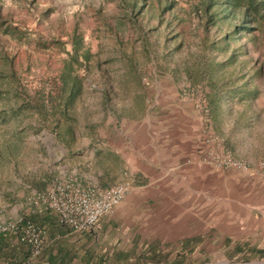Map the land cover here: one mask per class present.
Returning <instances> with one entry per match:
<instances>
[{"label": "rangeland", "instance_id": "374dc122", "mask_svg": "<svg viewBox=\"0 0 264 264\" xmlns=\"http://www.w3.org/2000/svg\"><path fill=\"white\" fill-rule=\"evenodd\" d=\"M201 1L0 0V221L54 218L29 200L59 171L113 185L116 162L102 170L89 150L116 143L121 119L167 114L168 100L194 117V150L264 161V10L235 31L242 11ZM209 253L213 264H264Z\"/></svg>", "mask_w": 264, "mask_h": 264}, {"label": "crops", "instance_id": "0c3cea01", "mask_svg": "<svg viewBox=\"0 0 264 264\" xmlns=\"http://www.w3.org/2000/svg\"><path fill=\"white\" fill-rule=\"evenodd\" d=\"M177 103L168 100L172 109L164 115L146 109L138 120L121 119L116 143L107 139L101 150H89L91 165L100 160L102 170L110 160L116 162L112 184L128 181L129 192L87 231H73L60 225L55 214H45L44 247L31 256L33 261L213 264L207 259L216 251L264 259V180L199 164L194 150L197 123L185 109L177 112L182 107ZM62 174L67 173L59 171L52 181ZM79 174L111 185L92 174ZM25 249L15 240L6 243L0 248V264H14L12 254L22 258Z\"/></svg>", "mask_w": 264, "mask_h": 264}, {"label": "built area", "instance_id": "2783aa9c", "mask_svg": "<svg viewBox=\"0 0 264 264\" xmlns=\"http://www.w3.org/2000/svg\"><path fill=\"white\" fill-rule=\"evenodd\" d=\"M186 161L190 163L192 158ZM196 161L213 168H233L246 173H256L264 178V161L252 169L246 162L232 158L228 151L218 152L206 147L197 150ZM129 190L128 181L101 186L92 180L83 181L80 177L62 174L43 190L33 193L29 201L37 212H53L60 225L81 232L91 229L100 216L112 211ZM45 232L43 225L24 216H19L12 222L0 221V233L15 235L17 242L29 246L32 257L42 252Z\"/></svg>", "mask_w": 264, "mask_h": 264}, {"label": "trees", "instance_id": "16d2710c", "mask_svg": "<svg viewBox=\"0 0 264 264\" xmlns=\"http://www.w3.org/2000/svg\"><path fill=\"white\" fill-rule=\"evenodd\" d=\"M201 5H202L201 7L205 6L206 12L208 10H210L214 5H216L218 7V11L220 13H222V12L223 13H233L235 8L242 11L243 12L242 21L240 24L237 25L238 28L235 31L251 29L249 27L248 23L251 21L258 20V17L261 15V11L264 10V0H202ZM227 15H229V14H227ZM249 16H251V17H249ZM70 58L78 61L77 53L74 55H71ZM63 68L65 71V74H63V75L64 76L65 75L70 76L69 74H70V70L72 68V63H70L69 60L64 61V67ZM24 218L32 219L33 216L32 217L31 216H24ZM13 240H15V235H13L11 233H0V248L3 245H6V243L12 242ZM18 243H20V242H18ZM20 244H23V243H20ZM24 245H26V244H24ZM3 253H5V252H3ZM251 253L253 254V256H255L254 253H256V252L253 251ZM16 254L17 255H15L13 253L12 254L13 256H11V258L14 259V261H13L14 264H18V262H21V261H27V262H29V264H37V262L33 261L31 258L30 248L28 245H26V249L23 252L22 258L19 257L20 256L19 253H16ZM1 256H2V254H1V250H0V257ZM4 256L6 257V255H4ZM249 258L250 257H247L246 259L248 260Z\"/></svg>", "mask_w": 264, "mask_h": 264}]
</instances>
